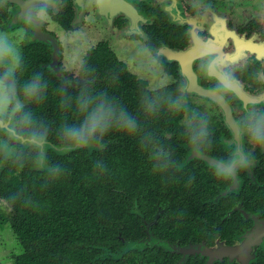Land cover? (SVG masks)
<instances>
[{"label": "flooded vegetation", "instance_id": "obj_1", "mask_svg": "<svg viewBox=\"0 0 264 264\" xmlns=\"http://www.w3.org/2000/svg\"><path fill=\"white\" fill-rule=\"evenodd\" d=\"M41 7L46 12L39 16ZM33 17L54 42L36 39ZM15 31L24 37L21 53L31 43L45 44L49 56L40 66L72 88L88 83L90 92L101 90L94 83L106 81L105 68L87 64L106 45L146 88L184 97L178 112L165 106L176 114L165 136L143 150L147 163L134 169L135 183L113 189L121 214L134 217L120 215L118 231L106 238L124 243L92 244L85 264H264V149L237 130L252 106L264 110V0H0V32ZM74 38L72 51L66 41ZM207 51L230 74L231 93L201 76L197 61ZM200 122L207 136L197 148L189 134ZM49 150L38 153L16 140L0 144V175L18 154L32 159L29 173L48 169ZM236 153L250 162L229 178L217 175L218 162ZM16 172H25L23 164ZM174 178L181 183L172 185ZM13 213L0 192V264H16L27 252Z\"/></svg>", "mask_w": 264, "mask_h": 264}, {"label": "trees", "instance_id": "obj_2", "mask_svg": "<svg viewBox=\"0 0 264 264\" xmlns=\"http://www.w3.org/2000/svg\"><path fill=\"white\" fill-rule=\"evenodd\" d=\"M60 19L65 23L64 18ZM94 52L95 57L88 55L87 65L93 63L100 71L105 68L106 77L104 83H94L101 87L98 92H90L88 83L72 88L42 68L40 62L49 56L45 44L34 42L23 50L22 68L17 74L20 88L35 72L43 73L48 85L43 99L26 101L23 110L32 114L34 126L42 129L51 142L61 145V126L80 122L76 99L82 91L114 100L135 119L137 126L132 133L110 130L99 149L92 152L84 147L59 153L48 147V169L29 173L32 159L24 154L6 161L0 175V192L12 203L15 227L27 246V252L17 257L16 264H72L75 258L77 264H85L89 258L85 249L94 248L92 244L119 248L124 241L108 239L106 235L118 231L114 226L120 215H134L121 214L113 189L135 183L134 169L147 163L143 150L156 138L165 136L167 123L176 114L165 106H171L170 99L178 95L165 88H146L106 45L98 46ZM146 100L162 109L147 111ZM22 164L25 172H16ZM143 178L149 183L150 175ZM180 183L176 178L171 181L172 185Z\"/></svg>", "mask_w": 264, "mask_h": 264}, {"label": "clouds", "instance_id": "obj_3", "mask_svg": "<svg viewBox=\"0 0 264 264\" xmlns=\"http://www.w3.org/2000/svg\"><path fill=\"white\" fill-rule=\"evenodd\" d=\"M42 12H46V9H37L38 15ZM21 59L22 53L18 44L7 33L0 32V144L11 140L24 141L39 153L46 145V134L34 126L32 114L23 110L24 104L20 95L26 101L41 100L48 85L43 73L35 72L20 88L17 74L22 68ZM197 63L201 76L214 80L218 90L225 94L234 91L230 74L223 72L220 62L211 51L201 53ZM183 103V96L170 99L172 109L177 112L181 110ZM154 105L155 102L151 100L144 102L147 111H154ZM76 110L80 113V122L65 123L59 132V142L66 149L100 144L110 130L132 133L137 126L126 109L104 94L93 96L82 91L76 99ZM237 130L254 148L264 149V110L252 106L247 112V118L238 124ZM206 136V122H200L192 126L189 139L199 148ZM249 162V156L241 157L239 153L229 155L218 162L217 175L229 178L236 166L244 167Z\"/></svg>", "mask_w": 264, "mask_h": 264}, {"label": "water", "instance_id": "obj_4", "mask_svg": "<svg viewBox=\"0 0 264 264\" xmlns=\"http://www.w3.org/2000/svg\"><path fill=\"white\" fill-rule=\"evenodd\" d=\"M20 19H21V17H20ZM33 19H34V22H35V24H36V27H35V30H36L35 37H36V39H37V40H46V41H52V42H54L53 39H52L49 35H46V34H44V33L41 31L40 26L37 25V20H36V18L33 17ZM57 52H58V50H57ZM57 52H56V53H57ZM55 57H56V56H55ZM57 58H58V57H57ZM57 58H54V62H52V63L50 64V67H51L52 69H55L54 66L56 65ZM46 141H47V142H46V145H45V147L43 148L44 151H45L48 147H52L54 150H56V151L59 152V153L69 152L70 150L76 149V148H68V149H66L63 145H58V144H56V143H54V142H51L47 137H46ZM21 142H24V141H21ZM41 157H43V156L41 155ZM42 161H43V159H42Z\"/></svg>", "mask_w": 264, "mask_h": 264}, {"label": "rangeland", "instance_id": "obj_5", "mask_svg": "<svg viewBox=\"0 0 264 264\" xmlns=\"http://www.w3.org/2000/svg\"><path fill=\"white\" fill-rule=\"evenodd\" d=\"M59 35H60V37L62 38V39H66V34L64 35L62 32H59ZM70 36H68L67 38H69ZM14 42H16L17 44H18V46H19V44H20V42L23 40V38L24 37H21V35H20V33H17V31H15V33H12V36L10 37ZM71 38V37H70ZM69 38V39H70ZM72 39V38H71ZM96 39H94L93 41H95ZM98 41V40H97ZM96 41V42H97ZM74 42L75 43H78V40L76 39V38H74V40H72V41H69V40H67L66 41V43H68V46H69V49L70 50H72V51H74V50H76V46H75V44H74ZM96 42H94V43H96ZM93 44V43H92ZM72 51H71V53H72ZM71 53H69V56H71L72 54ZM120 56H123L121 53H118ZM4 260L6 259V257H4L3 258Z\"/></svg>", "mask_w": 264, "mask_h": 264}]
</instances>
